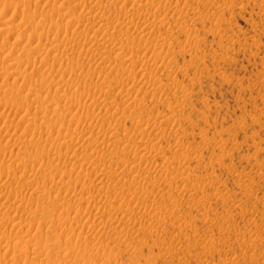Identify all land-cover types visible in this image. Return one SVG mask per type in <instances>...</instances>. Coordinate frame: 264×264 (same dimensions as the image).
Wrapping results in <instances>:
<instances>
[{
    "label": "rangeland",
    "instance_id": "rangeland-1",
    "mask_svg": "<svg viewBox=\"0 0 264 264\" xmlns=\"http://www.w3.org/2000/svg\"><path fill=\"white\" fill-rule=\"evenodd\" d=\"M4 18L0 264H264V0H0Z\"/></svg>",
    "mask_w": 264,
    "mask_h": 264
},
{
    "label": "bare ground",
    "instance_id": "bare-ground-1",
    "mask_svg": "<svg viewBox=\"0 0 264 264\" xmlns=\"http://www.w3.org/2000/svg\"><path fill=\"white\" fill-rule=\"evenodd\" d=\"M89 1H90V0H89ZM138 1H139V0H138ZM148 1H149V0H148ZM144 2H145V1H144ZM146 2H147V1H146ZM160 2H161V1H160ZM85 3H86V2H85ZM142 3H143V2H142ZM142 3H141V5H142V9H144V8H143V5H145V3H144V4H142ZM87 4H88V3H87ZM147 4H148V2H147ZM147 4H146V5H147ZM84 5H86V4H84ZM90 5H91V4H90ZM135 5H136V4H135ZM149 5H150V4H149ZM168 5H169V4H168ZM139 6H140V5H139ZM164 6H165V5H164ZM50 7H51V6H50ZM134 7H135V6H134ZM145 7H146V6H145ZM46 8H48V7H46ZM128 8H129V7H128ZM131 8H133V7H131ZM161 8H162V7H161ZM169 8H170V10H171L172 7H169ZM50 9H51V8H50ZM50 9H49V11H50ZM129 9H130V8H129ZM137 9H138V8H137ZM46 10H47V9H46ZM124 10H125V9H124ZM127 10H128V9H127ZM138 10H140V9H138ZM138 10H134L135 12L132 11V10H130V11H132V13H134L135 15H138L139 12H140V11L138 12ZM156 10H157V9H156ZM156 10H155V11H156ZM159 10H160V9H159ZM163 10H164V9H163ZM43 11H44V10H43ZM143 11H144V10H143ZM180 11H181V10H180ZM157 12H158V10H157ZM157 12H155V13H157ZM173 12H174V11H173ZM47 13H48V10H47L46 14H47ZM128 13H129V12H128ZM130 13H131V12H130ZM137 13H138V14H137ZM146 13H147V12H146ZM36 14H37V13H36ZM134 14H133V15H134ZM119 15H121V14L119 13ZM135 15H134V17H135ZM140 15H141V14H140ZM155 15H156V14H155ZM155 15H154V16H155ZM160 15H161V16H160ZM173 15H174V14H173ZM33 16H34V15H33ZM80 16H82V15H80ZM122 16H124V15H122ZM126 16L128 17L127 14H126ZM129 16H130V14H129ZM131 16H132V14H131ZM141 16H142V15H141ZM154 16H153V18H155ZM159 16H160V19H161V17H163L162 14H159V15L157 16L158 19H159ZM119 17H121V16H119ZM119 17H118L117 19H119ZM137 17H138V16H137ZM144 17H145V16H144ZM77 18H78V17H77ZM77 18H76V19H77ZM81 18H82V17H81ZM102 18H103V17H102ZM124 18H125V17H124ZM130 18H132V17H129L128 20H130ZM149 18H150V16H149ZM164 18H165V17H164ZM179 18H180V17H179ZM98 19H99V18H98ZM151 19H152V18H151ZM155 19H156V18H155ZM7 20H8V19H7ZM72 20H73V19H72ZM102 20L106 21L105 19H102ZM121 20H122V19H121ZM123 20H124V19H123ZM123 20H122V21H123ZM128 20H125V21H128ZM138 20H139V18H138ZM140 20H141V19H140ZM140 20H139V21H140ZM161 20H162V19H161ZM2 21H3V22H2ZM2 21H1V19H0V25H1V24H4V25L7 24V23H6L7 21L4 22V21H5V18H4V20H2ZM104 21H102V22H104ZM122 21H120V22L122 23ZM148 21H149V20L146 19V18H145V20L142 19V21H140L141 26L143 25V26L147 27L148 25H150V24H148ZM151 21H152V20H151ZM131 22H133V21H131ZM134 22H135V21H134ZM136 22H137V21H136ZM26 23H27V22H26ZM92 23H93V22H92ZM106 23H107V21H106ZM125 23H126V22H125ZM140 23H139V24H140ZM36 24H37V23H36ZM36 24H35V25H36ZM69 24H70V23H69ZM89 24H91V23H89ZM96 24H97V23H96ZM103 24H104V23H103ZM109 24H110V23H109ZM115 24H117V23H115ZM123 24H124V23H123ZM129 24H130V23H129ZM147 24H148V25H147ZM4 25H3V26H4ZM92 25H93V24H92ZM113 25H114V22H113ZM118 25H119V24H118ZM126 25H127V24H126ZM131 25H132V23H131ZM135 25H136V24H135ZM137 25H138V24H137ZM146 25H147V26H146ZM66 26H67V25H66ZM139 26H140V25H139ZM139 26H137V27H139ZM143 26H142V27H143ZM0 27H1V26H0ZM5 27H6V25H5ZM115 27H116V26H115ZM142 27H141V29L143 30ZM34 28H36V26H35ZM132 28H133V27H132ZM135 28H136V27H135ZM2 29H3V28H2ZM145 29H146V28H145ZM33 30H34V29H33ZM132 30H133V29H132ZM146 30H147V29H146ZM150 30H151V29H150ZM152 30H153V29H152ZM147 31H148V30H147ZM31 33H32V34L35 33V30H34V32H30V34H31ZM40 34H42V33H40ZM150 34H151V33H150ZM150 34H149V35H150ZM152 34H153V33H152ZM33 35H34V34H33ZM33 35H31V36H33ZM35 35H36V34H35ZM35 35H34V36H35ZM155 35H157V34L155 33ZM36 37H37V36H36ZM30 38H31V37H30ZM62 38H63V37H62ZM59 39H60V38H59ZM107 39H108V38H107ZM115 39H117V38H114V40H115ZM143 39H144V38H143ZM31 40H32V39H31ZM62 41H63V39L61 40V42H62ZM102 41L104 42V40H102ZM110 41H111V40H110ZM140 41H141V40H140ZM46 42H48V41H46ZM51 42H52V40H50V45H51ZM57 42H58V41H57ZM57 42H56V44H57ZM29 43H30V42H29ZM58 43H60V42H58ZM104 43H105V42H104ZM106 43H107V42H106ZM48 44H49V43H48ZM56 44H54V45H56ZM108 44H109V42H108ZM36 45H37V44H36ZM38 45H40V44H38ZM46 45H47V43H46ZM46 45L44 44V47H43V48H45ZM50 45H49V46H50ZM54 45H53V47H54ZM81 45H82V44H81ZM49 46L47 45L46 47H49ZM103 46H105V45H103ZM37 47H38V46H37ZM37 47H36V48H37ZM41 47H42V46H41ZM51 47H52V45H51ZM80 47H81V46H80ZM83 47H84V46H83ZM34 48H35V47H34ZM43 48H42V51L46 49V48H45V49H43ZM38 49H39V48H38ZM38 49H37V50H38ZM40 49H41V48H40ZM12 50H14V48H12ZM27 50H28V49H27ZM32 50H33V49H32ZM32 50H31V51H32ZM46 50H47V49H46ZM49 50H50V47H49V49H48L47 51H49ZM52 50H53V49H52ZM52 50H51V51H52ZM161 50H162V49H161ZM22 51H23V50H22ZM38 51H39V50H38ZM42 51H41V52H42ZM131 51H132V50H131ZM157 51H158V50H157ZM12 52H13V51H12ZM43 52H44V51H43ZM43 52H42V53H43ZM49 52H50V51H49ZM127 52H128V51H127ZM18 53H19V52H18ZM44 53H45V55H46V52H44ZM133 53H134V52H133ZM133 53H132V54H133ZM9 54H11V53H9ZM19 54H20V53H19ZM25 54H26V53H25ZM30 54H31V53H30ZM47 54H48V52H47ZM25 56H26V55H25ZM102 56H103V55H102ZM119 56H120V55H119ZM117 57H118V56H117ZM129 57H131V56H129ZM105 58H106V57H105ZM119 58H120V57H119ZM127 58H128V57H127ZM121 59H122V58H121ZM129 59H130V58H129ZM107 60H108V59H107ZM119 60H120V59H119ZM133 60H134V59H133ZM133 60H132V61H133ZM127 61H129V60H127ZM145 61H146V60H145ZM121 62H122V61H121ZM130 62H131V61H130ZM140 62H141V61H140ZM114 63H115V62H114ZM8 64L10 65V63H8ZM126 64H127V62L125 63V65H126ZM129 64H130V63H129ZM141 64H142V63H141ZM148 65H149V64H148ZM150 65H151V64H150ZM6 66H7V65H6ZM6 66H5V67H6ZM124 67H125V66H124ZM143 67H144V66H143ZM149 67H150V66H149ZM0 68H1V67H0ZM150 68H151V67H150ZM3 69H4V68H3ZM3 69L0 70V71H3ZM4 70H6V68H5ZM151 70H152V69H151ZM143 74H144V73H143ZM150 74H151V73H150ZM9 75H10V74H9ZM7 76H8V75H7ZM145 76H146V75H145ZM148 78H149V77H148ZM87 81H88V80H87ZM146 81H147V80H146ZM118 82H120V81H118ZM125 83H126V82H125ZM129 83H130V82H129ZM135 83H136V82H135ZM140 83H141V82H140ZM147 83H148V82H147ZM148 84H149V83H148ZM115 85H116V84H115ZM115 85H114V86H115ZM139 85H140V84H139ZM134 86H135V85H134ZM134 86H133V84L131 85V83H130V85L128 84L127 87L133 89ZM133 90H134V89H133ZM64 91H65V90H64ZM67 91H68V93H69V90H66L65 92H67ZM124 92H125V91H124ZM141 92H142V91H141ZM62 93H63V92H62ZM117 93H118V92H117ZM122 93H123V92H122ZM127 93H128V92H127ZM14 94H15V93H14ZM21 94H22V93H21ZM21 94H20V95H21ZM66 95H68V94L64 93L62 97L66 99V97H67ZM118 95H119V94H118ZM121 95H122V94H121ZM123 95H124V94H123ZM59 96H60V94H59ZM126 96H127V95H126ZM68 98H69V97H68ZM122 98H123V97H122ZM62 100H63V99H62ZM68 100H69V99H68ZM102 100H103V99H102ZM104 100H105V99H104ZM65 101H66V100H65ZM86 102H87V100H86ZM106 102H107V101H106ZM106 102H105V103H106ZM71 103H72V105H73V101H72ZM80 103H81V102H80ZM80 103H79V105H80ZM3 104H4V102H3ZM77 104H78V103H77ZM77 104L75 103L74 105L76 106ZM86 104H87V103H86ZM89 104H90V102H89ZM92 104H93V103H92ZM95 104H96V103H95ZM69 105H70V104H69ZM79 105L76 106L77 109L82 108V106L80 107ZM93 105H94V104H93ZM132 105H133V104H132ZM4 106H5V105H4ZM84 106H85V103H84ZM94 106H95V105H94ZM72 107H73V106H72ZM88 107H90V105H89ZM96 107H97V106H96ZM8 108H9V107H8ZM46 108H47V107H46ZM76 108H75V110H76ZM94 108H95V107H94ZM101 108H102V106H101ZM106 108H107V107H106ZM71 109H72V108H71ZM71 109H69V110H71ZM88 109H89V108H88ZM104 109H105V108H104ZM107 109H108V108H107ZM46 110H47V109H46ZM46 110H45V113H47ZM67 111H68V110H67ZM73 111H74V110H73ZM80 111H81V110H80ZM82 111H83V110H82ZM104 111H105V110H104ZM79 113H81V112H78V114H79ZM75 114H76V113H75ZM75 114H74V115H75ZM52 115L54 116V114H52ZM53 116H52V117H53ZM53 118H54V117H53ZM61 118H62V117H61ZM71 118H72V117H71ZM71 118H70V119H71ZM83 118H84V117H83ZM76 119H77V118H76ZM80 119H81V118H80ZM80 119H79V120H80ZM54 120H58V121L61 120V121H62V119H60V117H59V118H56V119L54 118ZM71 122H73V121H71ZM54 123H55V122H54ZM27 124H28V123H27ZM51 124H53V123H51ZM59 124H60V123H59ZM106 127H107V126H106ZM108 127H109V126H108ZM73 131H75V130H73ZM77 131H78V130H77ZM82 131H83V130H82ZM70 132H71V131H70ZM75 134H76V133H75ZM108 134H109V133H108ZM81 135H83V134H81ZM88 135H89V134H88ZM90 135H91V134H90ZM99 135H100V134H99ZM103 135H104V134H103ZM112 135H113V134H112ZM115 135H116V134H115ZM63 136H64V135H63ZM65 136H66V135H65ZM65 136L63 137L64 139L67 137V136H66V137H65ZM79 137H80V136H79ZM85 137H86V136H85ZM88 137H89V136H88ZM98 137H99V136H98ZM101 137H102V136H101ZM113 137L115 138V136H113ZM7 138H8V137H7ZM10 138H11V137H10ZM56 138H57V137H56ZM83 138H84V137H83ZM117 138H118V137H117ZM59 139H60V137H59ZM59 139L57 138L56 141H58ZM71 139H72V138H71ZM79 139H80V138H79ZM84 139H85V138H84ZM98 139H99V138H97V137H92V136H91V138H90L91 142H97ZM103 139H104V138H103ZM10 140H11V139H10ZM17 140H18V139H17ZM67 140H68V139H67ZM86 140H87V139H86ZM88 140H89V139H88ZM101 140H102V138H101ZM115 140H116V138H115ZM14 141H15V140H14ZM24 141H25V140H24ZM27 141H28V140H27ZM27 141H25V142H27ZM61 141H63V140L61 139ZM61 141H60V142H61ZM68 141H69V140H68ZM76 141H77V140H76ZM107 141H108V140H107ZM118 141H119V140H118ZM16 142H17V141H16ZM58 142H59V141H58ZM87 142H88V141H87ZM101 142H102V141H101ZM110 142H111V141H110ZM113 142H114V140H113ZM22 143H24V142H22ZM62 143H63V142H62ZM64 143H65V140H64ZM74 143H75V142H74ZM76 143H77V142H76ZM89 143H90V142H89ZM14 144H15V143H14ZM24 144H25V143H24ZM109 144H110V143H109ZM114 144H115V142H114ZM114 144H113V145H114ZM16 145H17V144H16ZM58 145H60V143H59ZM61 145H62V144H61ZM65 145H66V143H65ZM74 145H75V144H74ZM81 145H82V144H81ZM88 145H89V144H88ZM91 145H93V147H94V144H93V143H92ZM91 145H90V146H91ZM113 145H112V147H113ZM12 146H13V145H12ZM20 146H21V145H20ZM21 147H22V146H21ZM115 147H116V146H115ZM19 149H20V148H19ZM21 149H22V148H21ZM21 149H20V150H21ZM84 149H86V148H84ZM91 149H93V148H91ZM94 149H95V148H94ZM145 149H146V148H145ZM43 150H44V149H43ZM45 150H46V149H45ZM95 150H96V149H95ZM138 150H139V149H138ZM86 151H87V150H86ZM92 151H94V150H92ZM96 151H98V149H97ZM144 151H145V150H144ZM50 152H51V151H50ZM83 152H85V151H83ZM141 152L143 153V151H141ZM53 153H54V152H53ZM77 153H78V152H77ZM93 153H94V152H93ZM139 153H140V152H139ZM142 153H141V154H142ZM63 154H64V153H63ZM67 154H68V153H67ZM83 154H84V153H83ZM97 154H98V153H97ZM45 155H46V154H45ZM70 155H71V154H70ZM84 155H85V154H84ZM86 155H87V154H86ZM91 155H92V154H91ZM93 155H94V154H93ZM103 155H104V154H103ZM61 156H62V155H61ZM87 156H88V155H87ZM89 156H90V155H89ZM89 156H88V157H89ZM47 157H48V156H47ZM57 157H58V155H57ZM68 157H69V156H68ZM84 157H85V156H84ZM95 157H96V156H95ZM97 157H100V156L98 155ZM140 157L143 158V154L140 155ZM54 158H55V157H54ZM60 158H61V157H60ZM60 158H59V159H60ZM73 158H74V157H73ZM48 159H49V158H48ZM50 159H51V157H50ZM86 159H87V158H86ZM94 159H95V158H94ZM72 160H73V159H72ZM77 160H78V159H76V161H77ZM13 161H15V160H13ZM50 161H52V159H51ZM79 161H80V160H79ZM85 161H86V160H85ZM87 161H88V160H87ZM143 161H144V160H143ZM77 162H78V161H77ZM85 163H86V162H85ZM95 163H96V162H95ZM15 164H16V163H15ZM83 165H84V164H83ZM84 166H85V165H84ZM95 167H97V166H95ZM95 167H94V168H95ZM112 168H113V167H112ZM140 168H141V165H140V164H138L137 166L131 168L132 170L128 172V176H129L130 181H132V182L134 181V182H135V181L139 180V179H138V178H139L138 171L140 170ZM104 170H105V169H104ZM106 170H107V169H106ZM108 170H109V169H108ZM110 170H111V169H110ZM106 172H107V171H106ZM106 172L104 171V172H102V173H100V172H99V173H100V174L102 175V177H103V175H105ZM34 173H35V172H34ZM36 173H37V172H36ZM40 173H41V172H40ZM123 173H124V172H123ZM139 173H140V172H139ZM96 174H97V173H96ZM108 174H109V173H108ZM33 175H34V174H33ZM34 176H36V175H34ZM34 176H33V177H34ZM128 176H126V177H127L126 180H129V179H128ZM102 177H101V178H102ZM99 178H100V177H99ZM101 178H100V179H101ZM100 179H97V183L100 182V181H99ZM84 180H85V179H84ZM90 180H91V179H90ZM85 181H86V180H85ZM86 182H87V181H86ZM88 182H89V181H88ZM90 182L93 183V180H91ZM134 182H133V183H134ZM135 183H136V182H135ZM93 184H94V183H93ZM89 185H90V183L87 184V183H84V181H83V182H81V184L78 183V184H77V187H78V188L80 187L79 190H80V191H83V190H87L88 187H89ZM77 187H76V188H77ZM112 189H113V188H112ZM107 190H109V189H107ZM114 190H115V189H114ZM80 191H79V192H80ZM112 191H113V190H112ZM107 192H108V191H107ZM110 193H113V192H110ZM118 193H119L121 196H123V195H122V193H123L122 191L120 192V190H119V192L117 191V195H118ZM78 194H79V193H78ZM99 194H101V193H99ZM105 195H106V194H105ZM105 195H104V198H106ZM120 195H119V196H120ZM101 196H102V195H101ZM106 196H107V195H106ZM112 196H116V190H115V192H114V195H111V194H110L109 198L112 197ZM90 197H91V196H90ZM98 197H99V196H97V198H98ZM107 197H108V196H107ZM94 198H96V197L94 196ZM94 198L92 197V199H94ZM102 198H103V196H102ZM104 198H103V199H104ZM92 199H91V200H92ZM100 199H101V198H100ZM113 199H114V198H113ZM113 199H112V200H113ZM88 200H89V199H88ZM95 200H97V199H95ZM108 200H109V199H108ZM89 201H90V200H89ZM89 201H88V202H89ZM96 202H97V201H96ZM96 202L94 203V205H99V204H100V203L98 204V202H97V204H96ZM103 202H104V201H103ZM90 203H91V202H90ZM104 203H105L106 205H110V204H111V203H110V204H107L108 202H104ZM101 204H102V202H101ZM105 204H104V205H105ZM88 205H89V203H88ZM94 205H93V206H94ZM0 206H1V205H0ZM98 207H101V206H98ZM102 207H103V205H102ZM110 208H111V210H112V207H111V206H110ZM20 209H21V208H20ZM16 210L18 211L19 209H16ZM21 210L23 211L24 209L22 208ZM98 210H100V209H98ZM101 210H102V208H101ZM111 210H110V211H111ZM113 210H114V209H113ZM19 211H20V210H19ZM22 211H21V213H23ZM24 211H25V210H24ZM26 211H27V210H26ZM27 212H28V211H27ZM27 212H26V213H27ZM29 212H30V211H29ZM108 212H109V211H108ZM97 213H98V212H97ZM28 214H29V213H28ZM101 215H102V214H101ZM6 221H7V220H6ZM10 222H11V221H10ZM6 223H7V222H6ZM25 224H26V223H25ZM76 227H77V226H76ZM76 227H74V226L71 227V225H70V227H67L68 230H67V228H66V230H67V232H68V231H69V232H70V231H71V232H72V231L74 232V230H75ZM94 229H95V228H94ZM88 230H89V229H88ZM71 232H70V233H71ZM30 250H32V249L29 248V251H30ZM11 251H12V250H11ZM33 251H34V250H33ZM33 251H32V253H34ZM30 252H31V251H30ZM35 252H37V250H36ZM34 255H35V253H34ZM36 255H37V254H36ZM32 256H33V255H32ZM33 258H34V256H33ZM33 258H32V259H33ZM41 264H44V263H41Z\"/></svg>",
    "mask_w": 264,
    "mask_h": 264
}]
</instances>
